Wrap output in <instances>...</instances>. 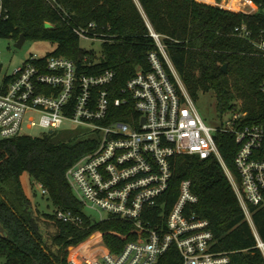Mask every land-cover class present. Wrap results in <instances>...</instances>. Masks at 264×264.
<instances>
[{
	"label": "trees",
	"instance_id": "obj_1",
	"mask_svg": "<svg viewBox=\"0 0 264 264\" xmlns=\"http://www.w3.org/2000/svg\"><path fill=\"white\" fill-rule=\"evenodd\" d=\"M0 1L7 15L0 21V38L15 41L23 34L25 41L53 43L54 51L45 57L64 56L75 63L79 73L87 75L112 70L116 86L123 85L137 69H149L148 53L158 54L150 35H159L192 99L211 91L220 114L238 109L246 114L244 123L264 122V99L259 92L264 79V57L251 42L236 35V28L245 25L251 31V39L264 37L261 11L232 12L196 0ZM250 1L264 8V0ZM90 23L94 27L87 29ZM85 29L87 35L101 36L100 59L93 52L80 49L75 31ZM95 59L98 62L89 64ZM223 64L225 72L221 70ZM213 139L226 167L234 172L237 146L233 135L216 132ZM95 144L87 131L78 128L41 133L33 138L26 135L0 138L3 264H68L66 248L78 245L94 232L101 233L103 244L111 252L120 251L127 241L136 238L137 230L128 222L89 220L66 182L67 168L92 151ZM170 163L172 179L161 199L166 202V210L175 201L180 182L189 181L196 201L187 208V213L207 221L214 240L213 250L227 253L229 264H264L217 160L213 156L199 159L183 154L173 156ZM23 174L28 176L31 190L39 184L46 190L45 197L53 208L69 211L80 217L81 223L63 222L52 213L39 212L21 183ZM153 217L154 212L146 218ZM253 222L264 241V207L254 211ZM156 264H179L176 248L169 247Z\"/></svg>",
	"mask_w": 264,
	"mask_h": 264
},
{
	"label": "built area",
	"instance_id": "obj_2",
	"mask_svg": "<svg viewBox=\"0 0 264 264\" xmlns=\"http://www.w3.org/2000/svg\"><path fill=\"white\" fill-rule=\"evenodd\" d=\"M245 4L247 11L242 13L264 14V8L250 0ZM6 18L0 1V21ZM93 27L90 23L87 29ZM87 29L75 31L79 41L101 42L100 35H87ZM236 35L251 42L264 57V37L251 39L245 25L236 28ZM150 36L161 59L155 51L149 52V69H137L121 86L113 83L112 70L82 74L64 56L31 55L10 73L3 70L0 60V138H33L37 135L29 132L34 129L39 135L78 128L96 142L92 151L67 168L66 182L83 212L94 213L84 212L89 220L128 222L137 230L136 238L111 252L100 233L101 247L86 256H73L69 264H156L171 246L178 252L179 264H229L227 253L213 250L207 221L187 213L196 201L189 181L180 182L169 209L161 200L172 179L170 160L183 154L217 160L264 259V241L253 222L254 211L264 207V122L246 124L245 112L234 109L227 111L229 116L220 128L208 127L159 35ZM259 92L264 99V79ZM216 132L234 137V172L226 167L216 147ZM36 185L45 195L46 190ZM153 212L155 217L146 218ZM51 213L60 221L81 223L69 211L53 208Z\"/></svg>",
	"mask_w": 264,
	"mask_h": 264
},
{
	"label": "rangeland",
	"instance_id": "obj_3",
	"mask_svg": "<svg viewBox=\"0 0 264 264\" xmlns=\"http://www.w3.org/2000/svg\"><path fill=\"white\" fill-rule=\"evenodd\" d=\"M196 1L215 6V4L224 5L225 3H227L228 0H220V1L196 0ZM244 1L246 2L247 0ZM241 4H242L241 0H234L233 7H225V6L223 7L225 9L227 8L228 9L227 11H234V12L247 11V8L246 7L244 8V6ZM13 43L14 41L10 38H0V60L2 62L3 70H6L7 73L12 72L16 67L20 66L24 61H26V59H28L31 55H35L39 57L46 56L47 54L53 52L56 47L55 44L43 40H26L19 49L14 48ZM79 47L84 51L93 52L97 59H100L102 56V44L98 40L90 41V40L82 39L79 41ZM192 100L203 122L210 128H220L221 125L224 123V120L229 116V112L220 114L216 110L215 99L211 91L206 93H199ZM29 133L31 135H38L39 131L34 129ZM20 180L26 192L30 194L29 196L33 206L36 209H38L39 212L44 211L47 213H51L53 211V207L46 199L45 195L41 194V189H39L37 185H33L31 190L29 188V179L26 174H23L20 177ZM84 212L90 216H94V213L91 212L90 210L84 209ZM99 234L100 232L97 233L94 232L86 240L79 243L78 245L68 246L66 248L67 263L69 264L72 262L71 259L73 256L80 257L81 254L82 256H86L89 255L88 252H93L96 250V248L98 249V247H101ZM92 235H94V238L90 240ZM86 241H88V243L84 246H81ZM0 264H3L2 258H0Z\"/></svg>",
	"mask_w": 264,
	"mask_h": 264
},
{
	"label": "water",
	"instance_id": "obj_4",
	"mask_svg": "<svg viewBox=\"0 0 264 264\" xmlns=\"http://www.w3.org/2000/svg\"><path fill=\"white\" fill-rule=\"evenodd\" d=\"M45 27H46V28H49L50 25L46 23V24H45ZM151 35H153V34H151ZM24 41H25V38H24L23 34H20V35L18 36V38L14 41V43H13V47L16 48V49H19V48L23 45ZM221 70H222L223 72L226 71V64H223V65L221 66Z\"/></svg>",
	"mask_w": 264,
	"mask_h": 264
},
{
	"label": "bare ground",
	"instance_id": "obj_5",
	"mask_svg": "<svg viewBox=\"0 0 264 264\" xmlns=\"http://www.w3.org/2000/svg\"><path fill=\"white\" fill-rule=\"evenodd\" d=\"M233 2H234V0H228L227 3H225V4L222 5V6H225V7H233ZM241 2H242L241 5H243V6L246 5L244 0H241Z\"/></svg>",
	"mask_w": 264,
	"mask_h": 264
},
{
	"label": "crops",
	"instance_id": "obj_6",
	"mask_svg": "<svg viewBox=\"0 0 264 264\" xmlns=\"http://www.w3.org/2000/svg\"><path fill=\"white\" fill-rule=\"evenodd\" d=\"M95 233H97V232H95Z\"/></svg>",
	"mask_w": 264,
	"mask_h": 264
}]
</instances>
